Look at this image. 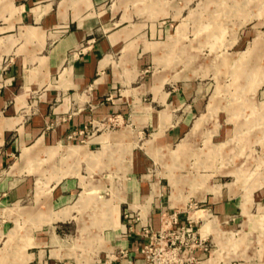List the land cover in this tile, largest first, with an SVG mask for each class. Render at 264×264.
Returning <instances> with one entry per match:
<instances>
[{
  "label": "crops",
  "instance_id": "0c3cea01",
  "mask_svg": "<svg viewBox=\"0 0 264 264\" xmlns=\"http://www.w3.org/2000/svg\"><path fill=\"white\" fill-rule=\"evenodd\" d=\"M110 1L0 0V209L35 197L36 209H25L35 214L32 238L43 249L27 254L31 262L46 257L50 264H146L140 226L150 217L158 229L161 216L171 212L180 221L203 222L200 232L213 233L220 257L223 229L244 219L243 201L230 187L216 190L213 184L206 207L183 212L170 198V182L148 171L153 156L133 145L140 133L152 136V152L175 142L203 101L192 83L143 70L160 57L169 25L132 19L126 10L108 11ZM115 113L126 125L90 133L91 120ZM130 145L132 165L118 172V181L105 180L110 160ZM55 156L56 167L36 200L32 175L25 171L35 170L38 158ZM82 194L86 199L78 204ZM98 197L118 206L115 225H107L104 213L88 227L78 217V209ZM255 204V214L264 218V201ZM253 222L248 228L254 229ZM69 226L80 242L75 247ZM262 236L246 241L255 245L253 252L236 258L233 250L232 259L264 264ZM94 238L100 245L85 241Z\"/></svg>",
  "mask_w": 264,
  "mask_h": 264
},
{
  "label": "rangeland",
  "instance_id": "374dc122",
  "mask_svg": "<svg viewBox=\"0 0 264 264\" xmlns=\"http://www.w3.org/2000/svg\"><path fill=\"white\" fill-rule=\"evenodd\" d=\"M109 10L118 14L126 10L132 19L145 22L156 19L168 24L169 35L164 39L160 57L146 64L143 70L150 74H166L172 82L192 83L197 89L196 95L203 101L183 135L175 142L154 149L155 152L148 143L152 136L134 134V149H147L154 158L148 171L165 178V183L170 182V198L173 187L177 188L176 201H173L182 205L183 212L191 213L206 207L208 196L215 193L210 188L213 184L215 189L221 184L226 185L225 189L230 187L245 206L244 219L236 222L234 227L223 229L226 245L220 257L213 233L201 234L204 223L192 217L180 221L177 212H171L161 216L158 229L154 228L150 217L143 224L152 231L164 228L163 240L181 244L180 257L185 264H249L247 260L234 261L232 258L234 254L236 258H242L243 254L253 252L255 245L250 247L246 241L263 237L264 232V218L255 214L256 200L264 201V0H111ZM119 18L117 15L116 20ZM126 123L115 113L101 120H91L88 130L90 133L114 131ZM133 145L120 148L122 156L110 160L108 170L104 169L107 171L105 180L118 181V172L132 165ZM57 160L56 156L45 161L38 158L36 169L25 171L32 175L36 200L41 198L42 186ZM2 172L0 170V176ZM44 190L46 192V186ZM35 203V197L30 195L18 207H1L0 264H50L46 257L39 263L31 262L27 257L29 252L43 249L36 246L32 238L36 227L32 216L35 214L29 215L25 209L35 210ZM108 203L98 197L75 209L88 227L94 224V219L103 216L102 213L107 214L111 205ZM138 217L136 212L135 226ZM251 220L254 229L248 228ZM143 224L140 231L146 237ZM189 227L196 238H204L207 249L194 246L197 239L195 241L183 232ZM67 229L72 235L68 239L70 247L72 244L75 247L80 242L75 240L74 226ZM210 229L216 230V224ZM146 239L142 252L147 264L151 254L144 247L150 242L148 237ZM85 241L88 245L93 242L100 245L99 239Z\"/></svg>",
  "mask_w": 264,
  "mask_h": 264
},
{
  "label": "built area",
  "instance_id": "2783aa9c",
  "mask_svg": "<svg viewBox=\"0 0 264 264\" xmlns=\"http://www.w3.org/2000/svg\"><path fill=\"white\" fill-rule=\"evenodd\" d=\"M176 219V218H175ZM177 221V220H176ZM173 225V224H172ZM172 225L168 228L171 229ZM144 226V235L149 238V244L144 246L146 251L151 255L149 256V260L147 264H185V260L180 257V246L177 245L175 240H170V242L163 240L164 238V228L157 231H152ZM183 229V228H182ZM184 233H187L191 239H194L197 243L194 246L200 245L204 249H207L206 243L203 242L204 238H196L195 234L192 232V228L183 229Z\"/></svg>",
  "mask_w": 264,
  "mask_h": 264
},
{
  "label": "bare ground",
  "instance_id": "6f19581e",
  "mask_svg": "<svg viewBox=\"0 0 264 264\" xmlns=\"http://www.w3.org/2000/svg\"><path fill=\"white\" fill-rule=\"evenodd\" d=\"M209 107H211V105L209 106ZM208 111H210V110H208ZM204 120V119H203ZM200 123V122H199ZM202 123V122H201ZM196 125V124H195ZM196 127H198V126H195V128ZM183 150H184V148H183ZM72 151H75V149H73L72 148ZM181 151V150H180ZM214 153V152H213ZM32 155V154H31ZM176 190H177V188L176 187H173V190H172V193H171V198L173 199V200H175V198H176ZM84 199H86V197H85V195H81V197H80V200L78 201L79 203H83L82 201H84ZM246 202H247V200H245ZM109 204H111L110 205V209H108V212H107V214H106V222H107V225H115L116 224V219H117V217H118V206L117 205H114V204H112L111 202L110 203H108V205ZM109 208V207H108ZM9 212V211H8ZM13 212V211H12ZM16 212H18V211H16ZM20 212V211H19ZM65 212V211H64ZM10 213H11V211H10ZM105 213V212H104ZM25 214V213H24ZM209 224V223H208ZM208 228V227H207ZM202 230V229H201ZM206 230V229H205ZM209 230V229H208ZM102 232V231H101ZM12 233V232H11ZM14 233V232H13ZM11 235V234H10Z\"/></svg>",
  "mask_w": 264,
  "mask_h": 264
}]
</instances>
